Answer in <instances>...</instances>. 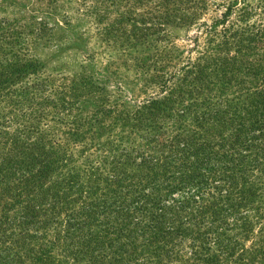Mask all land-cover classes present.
<instances>
[{
    "label": "trees",
    "instance_id": "trees-1",
    "mask_svg": "<svg viewBox=\"0 0 264 264\" xmlns=\"http://www.w3.org/2000/svg\"><path fill=\"white\" fill-rule=\"evenodd\" d=\"M229 1L178 63L154 43L205 1L65 0L102 40L153 49L127 94L39 76L17 40L51 28L0 17V264H264V0Z\"/></svg>",
    "mask_w": 264,
    "mask_h": 264
},
{
    "label": "rangeland",
    "instance_id": "rangeland-1",
    "mask_svg": "<svg viewBox=\"0 0 264 264\" xmlns=\"http://www.w3.org/2000/svg\"><path fill=\"white\" fill-rule=\"evenodd\" d=\"M203 1H205L204 8L200 10L194 23L168 24L165 26L167 40L154 43L152 40L155 35H150L147 36V41L151 44L164 45L165 51L174 49L179 59L178 63L183 62L185 56L194 57L207 38L199 34V48L189 52L188 49L192 48L190 39L198 33V23L219 19L223 7L215 4L230 2L229 0ZM245 1L255 2V0ZM41 8L36 6L33 0H0V17L10 19L21 12L25 16H32L33 19L43 18L51 28L50 32L43 34L39 39L32 34H24L17 40L16 46L26 42L27 52L42 66L39 76L50 74L55 78L60 76L70 78L73 75L85 74L90 76L95 84L104 86L110 93L118 92L117 86L125 94L131 89L136 91L142 86L141 72L133 64L145 53H154L147 42L138 40L137 43L128 46L124 42L102 40L98 36L99 25L90 15H77L74 2L59 1L58 5L47 10V14L37 10ZM142 10L140 5L132 9L136 13H141ZM235 12L230 15L228 22L235 20ZM30 20L27 19L28 22ZM128 25L129 22L124 23V26ZM144 89L146 92L149 91V88L144 87ZM139 94L141 96V93Z\"/></svg>",
    "mask_w": 264,
    "mask_h": 264
}]
</instances>
